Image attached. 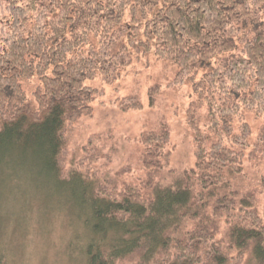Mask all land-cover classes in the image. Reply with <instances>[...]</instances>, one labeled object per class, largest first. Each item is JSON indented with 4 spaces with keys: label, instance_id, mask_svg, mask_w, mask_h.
<instances>
[{
    "label": "clouds",
    "instance_id": "9594fccd",
    "mask_svg": "<svg viewBox=\"0 0 264 264\" xmlns=\"http://www.w3.org/2000/svg\"><path fill=\"white\" fill-rule=\"evenodd\" d=\"M0 264H264V0H0Z\"/></svg>",
    "mask_w": 264,
    "mask_h": 264
}]
</instances>
